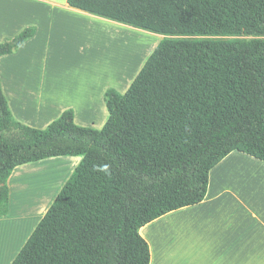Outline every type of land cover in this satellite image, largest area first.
<instances>
[{
    "label": "trees",
    "instance_id": "obj_1",
    "mask_svg": "<svg viewBox=\"0 0 264 264\" xmlns=\"http://www.w3.org/2000/svg\"><path fill=\"white\" fill-rule=\"evenodd\" d=\"M163 39L124 94L109 88L101 130L72 109L45 129L13 118L0 86V217L15 168L81 162L11 264H149L139 230L203 201L237 151L264 162V0H67ZM35 29L0 43L14 53Z\"/></svg>",
    "mask_w": 264,
    "mask_h": 264
},
{
    "label": "crops",
    "instance_id": "obj_2",
    "mask_svg": "<svg viewBox=\"0 0 264 264\" xmlns=\"http://www.w3.org/2000/svg\"><path fill=\"white\" fill-rule=\"evenodd\" d=\"M89 25L147 35L71 8L67 0H0V43L26 28L35 29L14 53L0 57V86L15 121L42 130L72 109L78 126L105 124L104 94L115 87L112 82L102 86L100 76L87 74L90 85L76 93L68 82V88L61 84L70 73L63 61H71L73 45L79 44ZM57 55L63 57L56 59ZM73 158H51L14 169L7 181L8 213L0 217L2 247L13 248L19 231L29 228L30 234L36 223L34 216L24 214L27 209L17 197L22 172L46 162L78 163ZM29 203L33 202L26 206ZM19 212L21 217L16 216ZM139 234L149 247V264H264V162L230 153L210 170L201 203L170 212Z\"/></svg>",
    "mask_w": 264,
    "mask_h": 264
},
{
    "label": "rangeland",
    "instance_id": "obj_3",
    "mask_svg": "<svg viewBox=\"0 0 264 264\" xmlns=\"http://www.w3.org/2000/svg\"><path fill=\"white\" fill-rule=\"evenodd\" d=\"M106 29L108 28L89 25L87 29L82 30L81 33L84 36L79 44L73 45V54L71 61L68 62L67 58L63 61V64L66 66L65 69L70 71V73L66 74V80L61 79V84L63 87L68 88V86L71 85V87L74 89V92L76 93L80 91L82 86H85L86 84L90 85V79L87 77V74L94 76L97 75L101 77L100 83L102 86L107 85L108 82H112V84H114L115 86L112 89L116 90L120 94H124L130 87L133 80L137 77L145 62L153 53L159 42L163 39V37L159 35L151 34L148 32H146V36H139L138 34L134 35L131 33L129 35V33L127 32L126 34H124V37H126L128 40L127 43L125 41H121V39H124V37L122 36L123 34H119L122 37L120 38V40L117 34L120 32L125 33V31L110 30V32H107L109 30L106 31ZM128 35L130 37H128ZM129 41L130 44L132 42L133 43L128 46ZM127 54H129V56ZM61 57H63V55H57L56 59ZM67 82L69 83V85ZM104 113L105 116H107L106 110H104ZM103 126V124L97 122L96 126H88V128L101 130ZM73 159H77L78 163L46 162L44 164H41L40 166H36L37 168H32L34 166H30L29 168H27V170L22 172L23 174L21 173L22 177H20V180L17 181L16 184L19 188L17 197L22 198V207L25 206V208L27 209V213L24 214L34 216L31 218L34 219L32 223H36L31 232L34 231L42 217L46 214L49 207L55 200L54 197L59 194L64 184L67 182V180L74 172L75 168L81 162L82 157H75ZM53 166L68 167V171L66 172L62 180L57 179L55 181L54 179L46 176L45 170L48 167L53 168ZM55 186H57L56 189ZM29 193L32 196H29ZM37 195L38 201L41 205L40 208L30 205L26 206L27 203ZM16 216L21 217L22 215L19 212ZM29 230L30 229L28 228L26 231H19L16 245L11 249L2 247V242H0V264H11L13 262L15 257L21 251L28 238L32 234L31 232L29 234Z\"/></svg>",
    "mask_w": 264,
    "mask_h": 264
},
{
    "label": "bare ground",
    "instance_id": "obj_4",
    "mask_svg": "<svg viewBox=\"0 0 264 264\" xmlns=\"http://www.w3.org/2000/svg\"><path fill=\"white\" fill-rule=\"evenodd\" d=\"M107 31V30H106ZM103 32V31H102ZM105 32V31H104ZM107 32H110V31H107ZM127 32H125V33H122V32H120V33H117L118 34V38H119V40H120V38H122L119 34H123L122 36L124 37V34H126ZM130 35V34H129ZM128 35V37H130ZM111 36H112V34H111ZM120 36V37H119ZM126 36V35H125ZM132 36V35H131ZM114 37V36H113ZM133 37V36H132ZM131 37V38H132ZM115 38H117V37H115ZM125 38L126 37H124V39H121V41H125V42H127L128 43V40H127V38H126V40H125ZM131 41H133V40H131ZM122 43V42H121ZM133 43V42H132ZM131 43V44H132ZM123 44V43H122ZM130 44V41H129V44H128V46L129 45H131ZM127 46V45H126ZM126 52H127V50H126ZM129 53V52H128ZM126 55V54H125ZM128 56H129V54H127ZM139 59V58H138ZM138 62V61H137ZM57 165H60V164H57ZM60 167H62V168H60ZM46 171V176L47 177H50V178H55V180H57V179H61L62 180V178L64 177V175L66 174V172L68 171V167H65V166H53V168L52 167H50V168H48L47 170H45ZM49 175V176H48ZM41 181V180H40ZM57 185H58V183H57ZM34 200V201H33ZM30 202H33V203H29V205L30 206H35V207H37V208H40V203H39V201H38V199L36 198V199H31L30 200ZM31 204H33V205H31Z\"/></svg>",
    "mask_w": 264,
    "mask_h": 264
}]
</instances>
